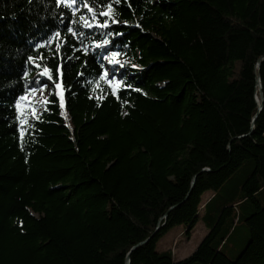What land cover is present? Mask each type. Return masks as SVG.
<instances>
[{
  "label": "trees",
  "instance_id": "trees-1",
  "mask_svg": "<svg viewBox=\"0 0 264 264\" xmlns=\"http://www.w3.org/2000/svg\"><path fill=\"white\" fill-rule=\"evenodd\" d=\"M0 264H264V0H0Z\"/></svg>",
  "mask_w": 264,
  "mask_h": 264
},
{
  "label": "rangeland",
  "instance_id": "rangeland-1",
  "mask_svg": "<svg viewBox=\"0 0 264 264\" xmlns=\"http://www.w3.org/2000/svg\"><path fill=\"white\" fill-rule=\"evenodd\" d=\"M106 62L111 64L122 63L119 62L117 57L105 58ZM126 63V62H124ZM120 65V64H119ZM121 69V66L119 67ZM56 92V88L52 86V84L48 83L42 85L33 91H31L26 97V100L33 101L35 103L46 101L49 94ZM253 163L251 160L245 162L241 168L234 174L229 182H227L221 189H219L218 196L210 205V208L218 206L224 200L230 198V194L239 190L242 180H244L245 176L250 172ZM214 193V192H213ZM206 195H202V201L205 200ZM235 214L243 213L246 210V205H235L234 206ZM205 225L200 221L196 223V225L191 229L192 236L189 240V246H196L198 242H200V229L204 228ZM182 232V233H181ZM181 233V234H180ZM189 234L186 233V228L183 226L173 227L169 233L162 237V239L166 238L167 244L169 243V247L173 255H178V249L181 244L187 242ZM249 227L242 220H235L233 226L231 227V231L227 234L225 240L220 246L221 251L226 254L229 259H235L240 252L245 248L247 242L249 241ZM165 242V243H166ZM226 243V244H225ZM225 244V245H224Z\"/></svg>",
  "mask_w": 264,
  "mask_h": 264
},
{
  "label": "crops",
  "instance_id": "crops-1",
  "mask_svg": "<svg viewBox=\"0 0 264 264\" xmlns=\"http://www.w3.org/2000/svg\"><path fill=\"white\" fill-rule=\"evenodd\" d=\"M205 195H206V197H205V200L203 201V205H205L206 204V202H208L212 197H213V195H214V193L212 192V191H207V192H205L204 193ZM204 208L200 211V214H199V216H202L203 214H204ZM201 219L199 218V220L198 221H200ZM197 221V222H198ZM201 222H202V220H201ZM203 223V222H202ZM204 224V223H203ZM176 227H179V226H176ZM175 228V227H174ZM208 231H209V229L205 226L204 228H202V229H200V240L199 241H201L202 239H203V237L208 233ZM169 233V232H168ZM167 233V234H168ZM182 233V232H181ZM180 233V234H181ZM166 234V235H167ZM191 236H192V233L190 232V234H189V237H188V240H187V242H185L184 244H181L180 246H179V249H178V255L176 256V255H173V257L175 258V259H177V260H180V259H183V258H185V257H187L188 255H190L195 249H196V247L198 246V244H199V242L196 244V246H193V247H187L186 245L188 244V246H189V240H190V238H191ZM166 242V238H164V239H160V241L158 242V244H157V250L158 251H165V250H171V248L169 247L170 245H169V243L167 244V242Z\"/></svg>",
  "mask_w": 264,
  "mask_h": 264
},
{
  "label": "water",
  "instance_id": "water-1",
  "mask_svg": "<svg viewBox=\"0 0 264 264\" xmlns=\"http://www.w3.org/2000/svg\"><path fill=\"white\" fill-rule=\"evenodd\" d=\"M257 85H258V89H259V96L261 97L262 100V93H261V84H260V80L259 77L257 79ZM256 100L258 101V97L256 96ZM259 109H261V102H259ZM256 117V116H255ZM254 117V118H255ZM193 182H194V178H193ZM127 263H129V258H127Z\"/></svg>",
  "mask_w": 264,
  "mask_h": 264
}]
</instances>
